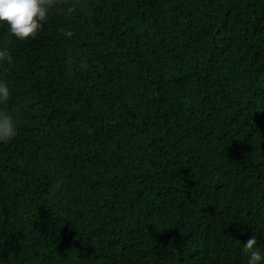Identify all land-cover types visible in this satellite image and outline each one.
Segmentation results:
<instances>
[{
	"label": "trees",
	"instance_id": "1",
	"mask_svg": "<svg viewBox=\"0 0 264 264\" xmlns=\"http://www.w3.org/2000/svg\"><path fill=\"white\" fill-rule=\"evenodd\" d=\"M82 3L26 40L0 23L18 126L0 264H247L252 235L264 251V0Z\"/></svg>",
	"mask_w": 264,
	"mask_h": 264
},
{
	"label": "clouds",
	"instance_id": "2",
	"mask_svg": "<svg viewBox=\"0 0 264 264\" xmlns=\"http://www.w3.org/2000/svg\"><path fill=\"white\" fill-rule=\"evenodd\" d=\"M69 2L70 0H0V23L7 27L12 37L26 40L35 37L44 24L58 30L64 21L63 18L57 19L54 12L63 10L61 6ZM86 3L88 0H84L82 4ZM68 10L71 11V9ZM6 35L0 31V68L3 67L4 62L12 59L10 50L2 47ZM10 95L8 83L0 79V105L7 104ZM17 132V120L13 112L0 110V142L11 141ZM243 246L248 253L247 264H264V251L257 246L255 235L243 243Z\"/></svg>",
	"mask_w": 264,
	"mask_h": 264
}]
</instances>
